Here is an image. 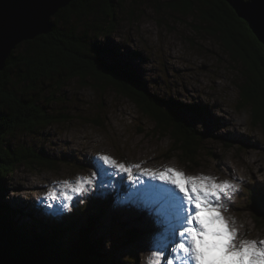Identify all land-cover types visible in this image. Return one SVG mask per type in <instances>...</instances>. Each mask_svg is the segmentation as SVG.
<instances>
[{
  "label": "rangeland",
  "instance_id": "374dc122",
  "mask_svg": "<svg viewBox=\"0 0 264 264\" xmlns=\"http://www.w3.org/2000/svg\"><path fill=\"white\" fill-rule=\"evenodd\" d=\"M176 1L119 0L115 20L108 24L112 31L102 37L90 34V42L106 49L99 57L107 65L120 60L135 70L144 89L173 102L181 118L203 135L193 164L180 158L179 152H170L173 140L168 133L155 130L154 119L93 76L70 81L53 76L33 92L23 88L22 95L32 97L48 117L58 119L33 132L18 130L7 138L11 149L33 150L57 162L54 170L39 166L36 160L29 166L19 164L13 175L4 178L2 199L19 211L15 219L22 225L58 224L63 216H72L77 235L95 216L98 203L113 199L109 216L99 217L95 235L88 234L95 240L103 238V264H149L156 231L153 217L120 201L141 187V181L162 182L139 176L140 169H134V183L127 174L98 177L67 209L54 212L49 208L48 204L56 202L45 197L53 189L60 190L59 182L91 177L95 160L102 154L125 165L156 170L171 167L187 175L234 179L241 187L223 214L235 219L243 238L264 240V231L256 224L253 195L264 191V125L254 121L253 104L244 95L241 98V87L250 84L245 77L247 67L240 58L232 59L218 31L212 34V23L203 21L196 9L188 14L173 9L171 4ZM84 23L89 22H74L80 32L87 28ZM243 101L246 106L240 108ZM190 106L198 113H191ZM64 162H73L75 168ZM119 189L123 192L117 196ZM128 230L138 237L129 241Z\"/></svg>",
  "mask_w": 264,
  "mask_h": 264
},
{
  "label": "trees",
  "instance_id": "16d2710c",
  "mask_svg": "<svg viewBox=\"0 0 264 264\" xmlns=\"http://www.w3.org/2000/svg\"><path fill=\"white\" fill-rule=\"evenodd\" d=\"M177 1L171 4L173 9L183 14L196 9L203 21L214 25L210 31L212 34L218 31L225 47L231 51L232 59L240 58L247 67L245 77L250 84L241 87V98L244 95V99L253 104L254 121L264 125V47L257 42L247 24L222 0ZM117 4L119 0L73 1L54 16V28L49 35L17 46L0 72V264H103L106 260L101 254L103 238L95 240L88 234L95 235L94 223L99 217L109 216L108 210L114 207L113 199H108L107 203L99 202L95 216L77 235H74L76 222L72 216H63L58 224L49 225L40 222L36 226L22 225L16 221L19 211L3 201L4 178L13 175L19 164L29 166L33 160L49 170H54L57 165L49 155L40 156L33 150L20 151L7 145V138L16 131L33 132L56 119L48 117L32 97L22 95L23 88L33 92L53 76L65 81L96 77L102 85L130 98L141 112L154 119L159 134H169L173 140L171 153L177 151L180 158L194 163L203 135L181 118L173 102L144 89L135 70L120 60L107 65L99 57L106 54V49L90 42V34L102 37L112 31L108 24L112 25L115 20ZM77 21L89 22L83 24L87 28L80 32L74 24ZM245 106L243 101L239 107ZM189 109L191 113H198L194 106ZM64 163L68 168H75L73 162ZM119 190L117 196L123 192ZM253 195L256 224L264 231V191H255ZM126 236L133 241L138 234L128 230Z\"/></svg>",
  "mask_w": 264,
  "mask_h": 264
},
{
  "label": "snow or ice",
  "instance_id": "6c2138e0",
  "mask_svg": "<svg viewBox=\"0 0 264 264\" xmlns=\"http://www.w3.org/2000/svg\"><path fill=\"white\" fill-rule=\"evenodd\" d=\"M258 34L264 36V24ZM93 167L96 170L91 177L60 181V190L53 189L45 197L56 202L48 207L54 212L67 209L74 197L89 191L98 177L127 174L129 182L134 183V169H140L139 176L162 183L141 181V187L120 203L136 205L153 217L156 231L149 264H264V240L243 238L235 219L223 214L241 187L234 179L187 175L171 167L156 170L140 164L125 165L103 154Z\"/></svg>",
  "mask_w": 264,
  "mask_h": 264
},
{
  "label": "water",
  "instance_id": "95a60500",
  "mask_svg": "<svg viewBox=\"0 0 264 264\" xmlns=\"http://www.w3.org/2000/svg\"><path fill=\"white\" fill-rule=\"evenodd\" d=\"M73 1L0 0V72L17 46L49 35L54 28V16ZM222 1L247 24L257 42L264 47V36L258 34L264 24V0Z\"/></svg>",
  "mask_w": 264,
  "mask_h": 264
}]
</instances>
